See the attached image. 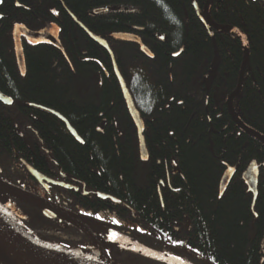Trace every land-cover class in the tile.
Instances as JSON below:
<instances>
[{
	"label": "trees",
	"instance_id": "trees-1",
	"mask_svg": "<svg viewBox=\"0 0 264 264\" xmlns=\"http://www.w3.org/2000/svg\"><path fill=\"white\" fill-rule=\"evenodd\" d=\"M206 1L2 0L0 92L13 103H0V181L24 184L61 205L49 197L50 188L15 179L25 178L21 160L58 180L62 172L86 193L55 189L66 200L63 208L151 250L188 264H264V144L227 108L243 41L203 26L198 11ZM71 15L109 46L143 121L146 161L109 53ZM209 20L246 39L241 89L231 105L245 127L264 137V0H213ZM19 27L55 30L62 49L22 37V73L13 42ZM18 128L30 130L17 138ZM33 142L43 144L38 157L30 155ZM253 161L254 200L243 179ZM225 172L230 181L220 195ZM36 219L55 233L41 243L74 251L89 246L86 231L44 213ZM107 258L134 264L124 256L118 263Z\"/></svg>",
	"mask_w": 264,
	"mask_h": 264
},
{
	"label": "water",
	"instance_id": "water-1",
	"mask_svg": "<svg viewBox=\"0 0 264 264\" xmlns=\"http://www.w3.org/2000/svg\"><path fill=\"white\" fill-rule=\"evenodd\" d=\"M212 1L213 0H207L205 5H204L202 12L198 11V15L201 18V22H202L203 26L209 32L211 31V28H212V29H216V30H225V31H230L232 33H235L242 39L243 46H244V56H243V62H242V67H241V71H240V75H239V79H238L237 88L234 91V93L228 98V102H227L228 112H229L231 118L233 119V121L241 129H243L247 134L255 137L259 142L264 144V137L259 135L256 132L248 129L247 127H245L237 119V117L233 113V110L231 107L232 97L237 95L241 89V84H242V79H243V70H244V66H245V61L247 59L246 39L243 37V35L237 29L227 27V26H219V25L213 24L209 20V8H210ZM98 12H100V10H97L95 12V14ZM79 25L86 31V33L95 42H97L99 45H101L103 48H105L107 50V52L109 53V55L112 59L114 74H115L116 79L119 83V86H120V89H121L127 110L129 112V115H130V117L133 121V124L135 126V129H136L140 159H141V161H146L148 158V155L146 152L144 139H143V130H144L143 121L139 115V112L135 108L134 102L131 98V95H130L128 89H127V86H126V84H125L116 64H115L113 55H112L107 43L103 39L99 38L98 36H96L95 34L90 32L89 30H87L81 23ZM20 35L25 36L28 40L33 41L34 43H48V44H51L57 48H61L58 41H57L56 33L51 34L50 32H47L45 30L41 31V32H31V31H27L25 29H21L17 33L14 32V49H15L17 64H18V67L22 73L24 72L25 66H24L23 53H22L20 40H19ZM138 43H139L141 50L146 55L151 57L152 55L150 54V51L139 40H138ZM177 54H174V56H176ZM9 101H11V103H9ZM0 102L5 106H10L12 104V100L10 98L6 97L5 95H3L1 92H0ZM57 116H59V115H57ZM59 118H61V117L59 116ZM61 119L65 123L70 134L73 135L77 140H80L79 137L77 136L76 132L69 126V124L63 118H61ZM254 167H255V162L253 161L247 167V169L243 172V179L245 180V182L247 183V186L249 187V189L253 193V200L256 197V179H257L256 175L253 173ZM26 168L31 173V175L34 177V179L37 180L40 184H42V182H45L48 184L59 185L58 183L52 182L51 180L43 177L38 172L32 170L30 167L26 166ZM229 181H230V174L225 172L224 175L222 176L220 182H219V194L220 195H222L223 192L225 191L227 185L229 184ZM12 191L17 192L19 194H23L18 189H15L13 186L0 181V192L13 195V194H11ZM15 197H17V196H15ZM0 205L6 207L7 209L12 208L11 204L6 202L5 200H3L1 196H0ZM34 205L38 209L45 211V212L49 213L50 215L58 217L64 221H67V222L71 223L72 225L78 227L79 229H82V230L88 232L90 239H92L94 241V243L98 246L101 245V243L99 242V240H97L94 237L93 234H98V235L104 236L106 238H109L113 241V243H112L113 245L115 243V244L121 246L123 249H126L127 251L142 255V256L150 259V260H154V261L160 262L162 264H176V261L178 260L169 254H165V253H161L158 251L151 250L149 248H146V247L140 245L139 243H137L135 241H132V240L126 238L125 236L117 234L114 231L108 229L104 224L95 223L93 220L78 216L76 214H71V213H66V212H58V210H53V209H51L47 206H43L41 204L34 203ZM112 233L116 234L115 238H111ZM36 242L43 244V243L39 242L38 240H36ZM48 246H54V245H48ZM55 247L63 248L67 251L74 252V253H80V254L87 253L85 250L74 251V250H70V249H67V248H64L61 246H55ZM98 251L100 252V254L102 255V258H103L104 255H103L102 249L99 248ZM0 259H2V262L6 263V264H54L52 262L44 260L38 254H36L32 250H30V248H28L23 243H21L18 239H16L12 234H10L1 225H0ZM179 261H181L182 264H188L182 260H179Z\"/></svg>",
	"mask_w": 264,
	"mask_h": 264
},
{
	"label": "flooded vegetation",
	"instance_id": "flooded-vegetation-1",
	"mask_svg": "<svg viewBox=\"0 0 264 264\" xmlns=\"http://www.w3.org/2000/svg\"><path fill=\"white\" fill-rule=\"evenodd\" d=\"M1 3V2H0ZM96 11L93 12V14L95 13ZM72 16V15H71ZM73 20L77 23V25L82 28L79 24L81 22H78L76 20V18L74 16H72ZM21 29H25L27 31H31V32H41V31H33V30H28L27 28L25 27H19L18 29H15L13 31V42H14V32L17 33L19 32ZM83 29V28H82ZM84 30V29H83ZM88 30V29H87ZM44 31V30H42ZM45 31L47 32H50L51 34H54L56 33L55 30H52V29H45ZM85 31V30H84ZM86 32V31H85ZM56 36H57V33H56ZM97 36V35H96ZM25 38L27 41L31 42V43H34L33 41H30L28 40L25 36L23 35H20V38L19 40H21V38ZM92 39V38H91ZM93 40V39H92ZM57 41H58V38H57ZM94 41V40H93ZM95 42V41H94ZM106 42V41H105ZM59 43V42H58ZM97 43V42H95ZM45 44H48V43H45ZM98 44V43H97ZM21 45V44H20ZM51 45V44H49ZM60 45V44H59ZM53 46V45H51ZM55 47V46H54ZM61 47V46H60ZM57 48V47H56ZM147 48V47H146ZM22 49V48H21ZM59 50H61L62 48H58ZM105 49V48H104ZM141 49V48H140ZM148 49V48H147ZM111 51V50H110ZM143 52V51H142ZM22 53H23V50H22ZM112 53V52H111ZM144 53V52H143ZM145 54V53H144ZM150 54L152 55V53L150 52ZM14 55H15V59H16V54H15V49H14ZM147 57L149 58H153V55L150 57L147 55ZM114 58V57H113ZM112 60V59H111ZM17 61V59H16ZM116 64V63H115ZM25 66V64H24ZM228 102V101H227ZM1 103V102H0ZM13 103V101H12ZM2 104V103H1ZM12 105V104H11ZM10 105V106H11ZM5 106V105H4ZM232 107V105H231ZM39 110L41 109V107H38ZM227 108H228V105H227ZM46 110V109H45ZM233 110V109H232ZM234 113V112H233ZM30 129H24V128H18L17 131L18 133H16V137L17 138H21L20 135L23 134V132H28ZM32 134H34V137L36 139H38V134L34 131H32ZM34 137H30V139H34ZM39 142V140H38ZM32 144V148L31 150H29L30 152V155L31 156H39V150L40 148L43 146V144L41 143H37V142H33L31 143ZM22 164L24 166V169H25V178L24 177H19V178H16L15 181L17 183H29V182H33L35 184H37L38 186H42V187H45V188H50L49 192H48V195L49 197H52V198H55V200L57 202H62L61 205H58V204H54V203H51L49 201H46V199L44 198H39L37 195H34L33 192H30L28 191L29 188L25 189V185L24 184H20V186H17L15 189H18L20 192H22L25 197L28 196V197H33V198H36V199H39V200H43L46 204H49L51 207L53 206V210H58V212H66V213H71V214H76L78 216H81V217H84V218H87L85 216H82L76 212H73L71 210H66L65 208L62 207V205L65 203L66 204V200L64 199H60L59 196L57 194L54 195V190L55 189H66V190H73L76 194H81L82 196H85L86 193L84 192V187H82L81 191L78 192V189H77V186H76V183L75 182H71L68 183V181H70L71 179L67 178L62 172H59V180L54 177V176H50L48 174L50 173H53V171H50L48 170V174L45 173V171H41L39 170L38 168H36L34 165H31L30 163H26L24 161H22ZM51 162V161H50ZM53 163V162H52ZM26 166L30 167L32 170L38 172L40 175H42L43 177L51 180L52 182H55V183H58L59 185L57 184H48V183H45V182H42V184H40L37 180L34 179V177L31 175V173L27 170ZM67 181V182H66ZM19 185V184H18ZM2 194H0V196L2 197L3 200H5L6 202L10 203L11 204V209H7L6 207H4L6 209V211L23 227V229L29 233L34 239L40 241L41 238H50V237H53L55 236V233L51 230H49L48 228H45L43 229V227L39 224L38 220L36 219V217L38 216L39 213H44V214H47V215H50L49 213L45 212V211H42L40 209H38L33 201L31 200H28V199H25V198H21V197H15L14 195H10V194H5L3 192H1ZM25 193V194H24ZM27 194V195H26ZM70 205H75L73 203V200L71 198L68 199L67 201ZM38 204V203H37ZM52 209V208H51ZM56 219H58L59 221H61L62 223H64L65 225L66 224H71L67 221H64L58 217H55L53 215H50ZM95 222V221H94ZM95 223H98V222H95ZM98 224H103V223H98ZM65 225H62L63 228H65ZM72 225V224H71ZM105 225V224H104ZM109 229V228H108ZM47 232H49V234H47ZM88 234V232H87ZM46 236H49V237H46ZM96 238H100L101 240H103L104 242L106 243H112L111 239L108 240L106 237L104 236H101V235H98L96 234V236H94ZM79 243V242H78ZM138 243V242H137ZM140 245H142L141 243H139ZM144 246V245H142ZM145 247V246H144ZM96 248L98 249L99 246L96 245ZM106 248L107 250H105L103 253H104V256L108 257L109 255L111 256V258L114 260V261H117V263L119 262V256H124V257H127V258H131L135 264V262L137 264H151V260L142 256V255H139V254H136V253H133V252H130V251H127L126 249H123L121 246H108V244H106ZM147 248V247H146ZM108 259V258H107ZM0 264H6L4 262H2V259H0Z\"/></svg>",
	"mask_w": 264,
	"mask_h": 264
},
{
	"label": "bare ground",
	"instance_id": "bare-ground-1",
	"mask_svg": "<svg viewBox=\"0 0 264 264\" xmlns=\"http://www.w3.org/2000/svg\"><path fill=\"white\" fill-rule=\"evenodd\" d=\"M11 194L52 208L43 200H39L31 196L25 197L24 195L14 191H12ZM0 225L5 228L10 234H12L16 239H18L21 243L30 248V250L38 254L41 258L54 264H105L100 252H97L94 249L89 250V247L85 250L87 253L80 254L67 251L63 248L37 243L36 240L32 238L1 206ZM176 264H182V262L177 260Z\"/></svg>",
	"mask_w": 264,
	"mask_h": 264
},
{
	"label": "rangeland",
	"instance_id": "rangeland-1",
	"mask_svg": "<svg viewBox=\"0 0 264 264\" xmlns=\"http://www.w3.org/2000/svg\"><path fill=\"white\" fill-rule=\"evenodd\" d=\"M140 41V40H139ZM101 46V45H100ZM145 46V45H144ZM109 47V46H108ZM146 47V46H145ZM110 49V48H109ZM115 61V60H114ZM117 66V65H116ZM52 209H54L53 208V206H52ZM98 240H99V242L101 243V245H99V247L102 249V252H104V250H103V248H105L106 247V244H108V246H112L113 244V242L112 243H106V242H104L103 240H101L100 238H97ZM114 246H119V245H117V244H115L114 243ZM89 250H91V249H94V250H96L97 252H99L98 251V249L96 248V245H95V243H94V241L92 240V239H90V243H89ZM88 247L86 248V249H88ZM103 255H104V253H103ZM103 259H104V263L105 264H109L108 263V259H107V257L106 256H103Z\"/></svg>",
	"mask_w": 264,
	"mask_h": 264
},
{
	"label": "snow or ice",
	"instance_id": "snow-or-ice-1",
	"mask_svg": "<svg viewBox=\"0 0 264 264\" xmlns=\"http://www.w3.org/2000/svg\"><path fill=\"white\" fill-rule=\"evenodd\" d=\"M0 2H2V0H0ZM9 103H11V101H9ZM116 234L112 233V237L111 238H115Z\"/></svg>",
	"mask_w": 264,
	"mask_h": 264
}]
</instances>
